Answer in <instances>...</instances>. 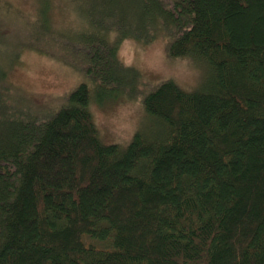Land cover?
<instances>
[{
  "label": "trees",
  "instance_id": "obj_1",
  "mask_svg": "<svg viewBox=\"0 0 264 264\" xmlns=\"http://www.w3.org/2000/svg\"><path fill=\"white\" fill-rule=\"evenodd\" d=\"M76 7L85 28L57 59L86 79L47 116L18 101L0 56V264H264V0ZM38 33L24 41L44 53ZM157 34L201 66L197 87L120 61L124 38ZM97 89L149 115L124 146L98 136Z\"/></svg>",
  "mask_w": 264,
  "mask_h": 264
},
{
  "label": "rangeland",
  "instance_id": "obj_2",
  "mask_svg": "<svg viewBox=\"0 0 264 264\" xmlns=\"http://www.w3.org/2000/svg\"><path fill=\"white\" fill-rule=\"evenodd\" d=\"M76 2L0 0V56L3 60L8 55L13 59L11 65L6 67L7 82L22 93L18 101L27 96L36 99L27 110L32 116H47L56 110L64 103V95L86 79L78 60L79 63L73 61L70 64L64 59H57L59 55L72 58L60 47L64 34H76L85 28L83 18L79 21ZM46 25L50 30L48 34L44 28ZM30 28L44 34L43 37L40 33L38 37L35 34V38L39 40L37 47L43 49L45 54L25 43L24 38L31 36ZM49 39L54 41L50 42ZM165 46L166 39L159 34L146 43L127 37L120 41L117 55L120 61L133 66L142 77L152 82L170 77L183 88L197 87L205 75L201 66L190 57H170ZM14 55L16 58H13ZM100 93L102 102L97 103L93 99L90 105L98 136L105 143L124 146L141 124L149 121V115H146L141 103L127 99L119 92L95 91L96 95ZM106 98L113 100L103 102Z\"/></svg>",
  "mask_w": 264,
  "mask_h": 264
}]
</instances>
